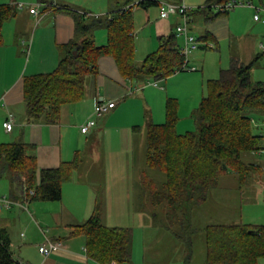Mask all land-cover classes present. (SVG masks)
Segmentation results:
<instances>
[{"label":"crops","instance_id":"0c3cea01","mask_svg":"<svg viewBox=\"0 0 264 264\" xmlns=\"http://www.w3.org/2000/svg\"><path fill=\"white\" fill-rule=\"evenodd\" d=\"M48 1H36V4L44 3L50 6L40 16L29 14L28 9L17 10V16L2 27L0 144L27 143L34 146L38 170L56 169L62 162L72 161L76 152H81L89 146L91 165L88 174L83 178L86 166L82 163L72 178L62 185V197L56 202L26 200L17 181L12 180L8 173L0 171V228L7 231L12 254L21 264H99L87 254L83 236L69 235L74 226L84 223L91 216L97 201L101 203V222L109 228H129L124 227L119 219L127 217V211L131 212L129 204L132 197L136 204V207H133L136 210L134 218L137 215L146 217L140 209L144 197L140 187L146 186L145 171H141L139 164L137 167L134 163L131 164V158L125 163L121 161L120 153L126 154V145L130 144L132 138L139 136L134 135L133 127L146 121L149 114L151 122L162 124L165 120V101L171 98L178 103L177 131L182 119L186 121L193 118L204 96L206 82L211 80L210 78H216L221 70L226 69L222 67L226 61L221 55L217 60L215 53L202 50V53H197L188 60L189 67H193L194 71L177 72L165 80L146 85V82L136 84L124 79L114 59L104 56L98 59V73L86 82L84 99L63 106L57 123L46 124L42 120L29 122L23 102L24 77L53 71L60 59L58 46L77 38L74 20L64 10L85 12L87 15L93 13L80 7L77 0H53V6L49 5ZM139 1L141 0H118L115 8H123ZM153 1H157L158 5L148 9H133L135 60L138 63L157 49L160 37L176 33L178 26L182 24L178 14L160 18L161 4L192 9L206 4V0ZM6 2L16 4L17 0H0V4ZM153 10H159V13L155 16ZM139 13L141 20L138 19ZM224 30L223 23L217 28L212 21L206 22L202 15L190 18L189 31L199 33V38L209 34L210 38L214 39L213 42H217L219 37L225 36ZM182 39L178 37V40ZM93 40L96 45H105L106 30L99 27L93 35ZM210 42L212 43V39ZM206 44H210L209 41L200 44V48H215L214 44H211L212 47H207ZM181 45L179 46L182 47ZM228 49L231 57L229 46ZM260 52L257 55L259 58L264 55V52ZM199 69L202 74L196 73ZM183 92L189 95H186L188 100L187 97L182 98ZM98 97L115 101L116 106L107 114L98 117L95 126L87 134H82L80 126L92 117L94 103ZM127 112L129 114L122 121ZM9 114L12 115L13 123L11 130L6 131L3 123ZM258 125L256 131L261 137L260 151L252 153L251 156L252 162L263 168L264 161L261 162L257 157L264 155V152H261L264 150V122H259ZM110 130H113V134ZM113 140L118 142V150L110 147ZM122 143H125V146L121 145ZM3 198L11 202L9 206H3ZM46 239L61 243V248L48 257L42 256L38 251V247ZM128 264H138L134 259L133 238Z\"/></svg>","mask_w":264,"mask_h":264},{"label":"trees","instance_id":"16d2710c","mask_svg":"<svg viewBox=\"0 0 264 264\" xmlns=\"http://www.w3.org/2000/svg\"><path fill=\"white\" fill-rule=\"evenodd\" d=\"M228 1L206 0L204 6L186 11L183 15L188 28L192 16L202 15L210 22L227 14L217 12L212 16V9ZM157 5V1L141 0L112 10L102 19L89 17L85 12L64 10L74 20L77 38L58 46L60 59L53 71L24 77L23 102L28 121L57 123L63 106L84 99L86 82L98 73V59L104 56L112 57L120 75L136 84L165 80L186 71L182 68L183 57L176 33L160 37L153 53L140 63L135 60L133 9ZM17 12L15 4H0V46L3 44L2 27L15 18ZM177 14L183 20L182 14ZM96 25L106 30L105 45H96L89 34ZM210 37L205 34L199 41H214ZM258 58L244 64L231 55L229 67L221 70L217 79L206 82V95L193 114L195 132L183 135L176 132L178 103L171 98L165 101V121L162 124L150 121L146 125L144 165L148 170L164 174V192L158 197H162L170 210L186 203L193 207L204 205L210 190L217 187L219 179L228 171L237 175L242 187L246 178L264 172L260 165L243 160L245 155L260 151L261 137L256 130L258 123L264 122V82L251 77ZM82 162L80 152H76L72 161L62 162L56 169L38 170L34 146L0 144V171L16 180L24 194L33 190L29 200L59 201L62 185L72 178ZM147 173L144 175L146 184L149 183ZM101 212V203L97 201L91 216L74 226L69 237L83 236L87 254L99 264H128L132 231L104 226ZM202 231L205 264H258V260L264 258V225L212 224ZM0 264H21L14 258L8 233L2 228Z\"/></svg>","mask_w":264,"mask_h":264},{"label":"rangeland","instance_id":"374dc122","mask_svg":"<svg viewBox=\"0 0 264 264\" xmlns=\"http://www.w3.org/2000/svg\"><path fill=\"white\" fill-rule=\"evenodd\" d=\"M36 1L17 0V3L36 5ZM117 1L77 0L80 7L93 12L92 14L89 13V17H96L97 15L101 19L109 11L116 9L115 3ZM232 1L235 0H229V2ZM47 3L53 6V0H49ZM253 3L254 7L257 6V0H254ZM17 10L21 11L20 9ZM100 11L102 12L100 13ZM153 12L156 16L159 10H153ZM216 13L217 10L213 8L212 16L216 15ZM253 14L254 10L252 8L236 7L225 15L221 14L219 17H215L212 23H215V27L217 28H220L223 23L225 36L219 37L217 42L212 41L211 43L209 41L210 44L215 45L214 49H202L200 45L197 51H194L189 56V60L197 53H202L203 51L213 52L217 55V60H219V56L221 55L222 59L227 62H223L225 64L222 66L224 69H227L230 64L229 46L230 54L237 56L244 64L253 62L256 56L261 53L258 48L259 43L264 42V24L260 22L255 23ZM138 19H142L141 13H139ZM99 27L104 28V26ZM99 27L98 25L91 27L89 33L91 37H93ZM190 33L197 40L199 39V33L194 31ZM199 43L203 44L204 42L199 41ZM253 43H255L254 46ZM178 44L183 45V39L178 40ZM196 73L202 74L200 69ZM218 76L210 79H217ZM251 77L254 81L260 80L264 82V55L255 61L251 70ZM149 83H154V80L146 81V85ZM203 94L206 95L205 86ZM186 95L189 96L186 92H183L182 98L187 97ZM128 114L129 112L125 113L122 121ZM149 115L146 121L133 127L134 135L139 136L134 139L132 138L130 144L126 145L127 150L124 151L126 154L120 153L122 155V163L131 158V164L134 163L135 167L139 164L141 171L144 170L145 173L149 172L147 173L149 183L146 186L142 185L140 187V190H143L144 196L141 200L140 209L143 210L146 217L141 218V216L137 215L134 218V211L136 210L133 207L134 205L136 207V204L134 197H132L129 204L131 212L130 210L127 211V215H125L127 217L119 219L120 223L124 227H129L132 231L134 259L138 264H205L206 248L204 233L202 231L204 227L212 224L232 225L240 223L252 226L264 225V172L262 171L246 178L244 181L245 185L242 187L237 175L228 171L219 179L217 187L210 190L208 199L204 205L193 207L189 203H186L179 209L170 210L168 204L162 200V197H158L164 192V174L148 170L144 165L145 131L146 125L151 121ZM195 131L196 125L194 119L191 118L186 119V121L182 119L180 127H178L176 132L179 135H183L187 132ZM110 132L113 134V130H110ZM140 138L142 139L140 140ZM121 145L125 146V143ZM111 146L115 150H118V142L116 140H113ZM90 152L89 146L80 152L83 166H86L83 178L88 174V169L91 165L89 161ZM261 152H264V150ZM251 157V154L245 155L243 160L250 163L253 160V157L252 159ZM257 159L261 162L262 160L264 161V155L257 157ZM126 178L128 179V177ZM258 264H264V258L259 259Z\"/></svg>","mask_w":264,"mask_h":264},{"label":"built area","instance_id":"2783aa9c","mask_svg":"<svg viewBox=\"0 0 264 264\" xmlns=\"http://www.w3.org/2000/svg\"><path fill=\"white\" fill-rule=\"evenodd\" d=\"M254 0H245V1H232L227 2L224 4L215 5L213 8L217 10V12H228L230 10H233L236 7H249L254 10L253 14V20L255 22L264 23V0H257V6L254 7ZM48 5L44 3H37L36 5H27V4H16V8L23 10L28 9L29 14L38 17L40 14L45 12L48 9ZM191 8L185 7V6H175L173 4H161V11H160V18L165 19L169 15L177 14L178 12L182 14L183 20L182 24L178 26L176 36L182 37L184 39V44L182 47H180V54L183 57V66L182 68L186 71H194L195 69L193 67H189L188 60L189 56L192 52L196 51L200 44L199 41L190 34L188 25H187V18L183 15L186 11L190 10ZM208 47H212L211 44H207ZM259 49L264 52V43L259 44ZM155 84V82H154ZM116 106L115 101H107L104 100L101 97H98L95 100L94 107H93V113L92 117L88 119L83 125L80 126V132L82 134H87L91 128H93L96 124V119L98 117H101L104 114H107L112 109H114ZM13 118L12 115L9 114L7 119L3 123V127L6 129V131H10L12 128ZM24 191H26V188H24ZM34 194L33 190H27L26 200L29 199L30 196ZM2 204L4 207L9 206L11 203L9 200L3 198L1 199ZM23 206V205H22ZM26 208V206H25ZM61 248L60 242L51 241L49 239H46L43 244H41L38 247L39 253L44 256L48 257L52 253L58 251Z\"/></svg>","mask_w":264,"mask_h":264},{"label":"water","instance_id":"95a60500","mask_svg":"<svg viewBox=\"0 0 264 264\" xmlns=\"http://www.w3.org/2000/svg\"><path fill=\"white\" fill-rule=\"evenodd\" d=\"M75 54V52H73Z\"/></svg>","mask_w":264,"mask_h":264}]
</instances>
